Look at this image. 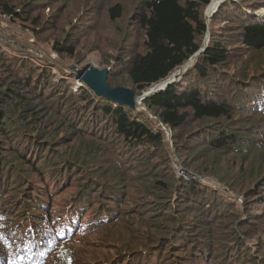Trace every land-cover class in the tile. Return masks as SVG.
<instances>
[{"label":"trees","instance_id":"1","mask_svg":"<svg viewBox=\"0 0 264 264\" xmlns=\"http://www.w3.org/2000/svg\"><path fill=\"white\" fill-rule=\"evenodd\" d=\"M209 1L0 0L44 46L0 43V264H47L60 246L54 263L82 264L72 239L96 204L95 221L112 218L92 228L126 239L121 261L94 264H143L152 247L157 264H264V0H224L207 22ZM83 36L107 84L139 95L193 59L135 111L73 90ZM50 53L72 64L55 82ZM59 188H72L64 214Z\"/></svg>","mask_w":264,"mask_h":264},{"label":"rangeland","instance_id":"2","mask_svg":"<svg viewBox=\"0 0 264 264\" xmlns=\"http://www.w3.org/2000/svg\"><path fill=\"white\" fill-rule=\"evenodd\" d=\"M211 1L212 0L209 1V3L207 4V6L205 7L204 12H203L204 15L206 16L207 22L209 21V19H211V16L216 11L215 10L211 14V16H209V17L207 16V7ZM220 4L221 3H219V5ZM242 9L244 10V8H242ZM49 12L50 11H48V9H47L45 11L44 15L48 14ZM68 13L74 14L77 12L73 11L72 9H68V11L65 13V15L67 16ZM254 14L258 15L259 18L264 16V7H262V6L258 7L257 11H255ZM50 31H52L51 28L46 27V28H44V31H42V33L47 34ZM91 33H97V31H93ZM207 35H206V38H207ZM33 38H36V37H34L30 31H27L26 29L22 28L18 23H14V22L9 21L8 16H4V15L0 14V43H1L4 50H7L8 52H13L14 49H20V50L26 51L27 53H31L34 56L42 58L43 53L41 52V49L44 48V46L43 45H36L35 44L36 39H33ZM101 38H102V36L100 37V39ZM90 39H91L90 36H83L81 39V45L82 44L84 45L83 51L86 52L85 57L82 58L83 61H81V64H82V66L87 65V64H92L94 66H97L98 68H103L100 66L101 65L100 63L105 62L104 55L101 54V50L98 52V51L90 49L88 47V45L90 44ZM34 46L40 50L34 48ZM80 50H82V46L80 47ZM59 56L60 55H58L56 53L55 54L50 53L49 55L46 56V58H44L50 64L53 65L52 68H54L53 72L55 73V77L53 78L54 82L56 81V79L59 76V71L56 70L57 68L62 66L61 69L65 70L63 67L69 68V66L72 65V64L68 65L69 62L66 63V61H63L62 59H60ZM186 63H187V61L181 66L180 69L185 67ZM189 64H188V66H189ZM177 78H179V77H177ZM77 79H78L77 77L73 78L72 83L74 85L73 87H76V89L79 90L82 83H78L80 81L78 80V82H77ZM77 83L81 84V85H78ZM75 84H77V85H75ZM78 86H80V87L78 88ZM83 87H84V85H82V88ZM165 133H166L167 140H169V137L167 136L168 131ZM74 142H77V141H74ZM174 164H173L174 169L176 170V175L178 177L184 176V177L190 178V179L193 178V175H188L189 173H185L184 171L182 172V170L177 168V164L176 163H174ZM210 184L215 185L214 182H212V181L210 182ZM70 189H72V188H68V190H66V188H59V190L54 192L52 198L54 199V205H55L54 211L55 212L61 211V212H63V214L66 213L67 208H69V206H70V198H69L70 194H71ZM67 204H68V206H67ZM80 206H82V205H80ZM20 207L23 208L22 205H20ZM117 207L122 208L121 206H118L116 204V206H114V209H118ZM98 209H99V206H97V204L94 206V208L89 206L84 212H82V216L78 220V223L79 222L81 223L82 229L79 231L78 235L72 239L73 240L72 245L76 246V245H78V243H82V256H81V258L79 256H77L76 262L78 261V257H79V259H81L82 264H84V262H85V264L99 263V261H103L105 259L115 260V259L121 258L120 260H118V261H121L125 257L124 254H122V253L120 255L118 254L119 251L116 249V247H118L120 244L115 243L116 242L115 239H119V238L124 237V236L126 239V235L124 233V228L122 230L123 226L117 227V225H113V226L102 225L100 227L95 226L94 228H92L91 225H93V224L96 225L97 220H101V219L107 220L108 219L107 216L112 218L111 214H109L107 216L102 215L100 217H97V220L95 221V218H96L95 214H97L96 211ZM81 210H82V207H81ZM61 212H59V213H61ZM88 227H91V228H88ZM86 242H88L87 246L85 244ZM63 247L60 246V248H58V250H59L58 254L54 255L48 261L47 264H56L53 261H54V259H59V252L68 248L67 246L66 247L63 246ZM85 250H86V252H85ZM150 251H151L150 254H146L144 256L145 260L143 261V264H157V257H159V255L157 254V252H154L153 247L150 249ZM121 252H123V251H121ZM94 257L97 258V259L93 260L96 262L92 261V259Z\"/></svg>","mask_w":264,"mask_h":264},{"label":"water","instance_id":"3","mask_svg":"<svg viewBox=\"0 0 264 264\" xmlns=\"http://www.w3.org/2000/svg\"><path fill=\"white\" fill-rule=\"evenodd\" d=\"M224 0H218L214 9L210 10L209 13L207 12V16H211V14L216 10L219 3L223 2ZM204 50V48L198 50L197 54ZM193 58H190L186 66L182 69H185L188 64L192 61ZM73 71L77 74V78L82 82L83 85L88 87L95 96L103 97L109 99L113 102H116L121 105H125L134 109L135 111H146L145 103L143 102L144 99L153 93L158 92L163 87L168 85L170 81H173L175 77H178L181 69H178L170 77L167 79L160 81L150 87L149 89L143 91L140 95L136 94L132 91V89L124 86H116L110 87L106 82V74L109 70V67L98 68L92 64L84 65L80 68L76 66H72Z\"/></svg>","mask_w":264,"mask_h":264},{"label":"bare ground","instance_id":"4","mask_svg":"<svg viewBox=\"0 0 264 264\" xmlns=\"http://www.w3.org/2000/svg\"><path fill=\"white\" fill-rule=\"evenodd\" d=\"M212 1H213V0H212ZM212 1H211V2H212ZM217 1H218V0H215V3H214V5H213V7H210V4H211V2H210V4H209L208 7H207V12H208V13H209L210 10L214 9V7H215Z\"/></svg>","mask_w":264,"mask_h":264},{"label":"built area","instance_id":"5","mask_svg":"<svg viewBox=\"0 0 264 264\" xmlns=\"http://www.w3.org/2000/svg\"><path fill=\"white\" fill-rule=\"evenodd\" d=\"M78 80H79V79H77V82H78ZM79 81H80V80H79ZM78 83H82V82H78ZM78 83H77V84H78ZM77 84H75V85H77ZM78 85H81V84H78ZM82 85H83V84H82ZM82 85H81V86H82ZM73 86H74V85H73ZM79 87H80V86H78V88H79ZM72 88H73V90H77L76 87H72Z\"/></svg>","mask_w":264,"mask_h":264}]
</instances>
